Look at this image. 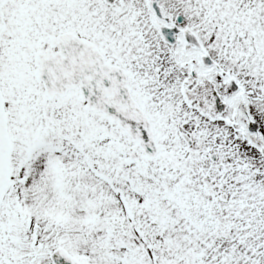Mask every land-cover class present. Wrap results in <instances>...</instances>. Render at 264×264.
<instances>
[{"label":"snow or ice","instance_id":"1","mask_svg":"<svg viewBox=\"0 0 264 264\" xmlns=\"http://www.w3.org/2000/svg\"><path fill=\"white\" fill-rule=\"evenodd\" d=\"M0 264H264V0H0Z\"/></svg>","mask_w":264,"mask_h":264}]
</instances>
